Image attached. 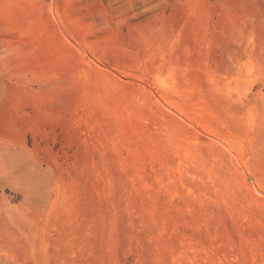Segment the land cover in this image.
I'll use <instances>...</instances> for the list:
<instances>
[{
    "label": "rangeland",
    "instance_id": "rangeland-1",
    "mask_svg": "<svg viewBox=\"0 0 264 264\" xmlns=\"http://www.w3.org/2000/svg\"><path fill=\"white\" fill-rule=\"evenodd\" d=\"M0 264H264V0H0Z\"/></svg>",
    "mask_w": 264,
    "mask_h": 264
}]
</instances>
